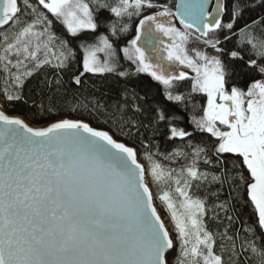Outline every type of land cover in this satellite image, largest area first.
<instances>
[{"label":"snow or ice","instance_id":"snow-or-ice-1","mask_svg":"<svg viewBox=\"0 0 264 264\" xmlns=\"http://www.w3.org/2000/svg\"><path fill=\"white\" fill-rule=\"evenodd\" d=\"M174 8L0 0L13 83L0 99V264H264V0ZM46 68L32 101L39 126L7 114ZM107 75L123 80L115 95L85 92ZM193 94L206 104L188 131L175 107ZM156 136L183 147L160 152ZM159 157L184 163L166 169ZM161 183L175 199L154 193Z\"/></svg>","mask_w":264,"mask_h":264},{"label":"trees","instance_id":"trees-1","mask_svg":"<svg viewBox=\"0 0 264 264\" xmlns=\"http://www.w3.org/2000/svg\"><path fill=\"white\" fill-rule=\"evenodd\" d=\"M109 2L111 3L112 0H109ZM153 2L160 4V5H162V4L168 5V6H170V8H172L174 10L175 9L174 5L177 3V0H153ZM159 9L160 8L147 10L143 14H151L153 11H156ZM248 15H251L254 17L255 13H249ZM141 18H142V16L134 17L133 21H132L133 25L135 23H138V20ZM57 32H58V34H60L59 29H57ZM193 46L194 45L191 43L188 45V47L190 49ZM231 47H232L231 44H226L225 45L226 51L231 49ZM225 59H227V57H225ZM45 74H47L49 76V78H51L52 70L49 68H46V69L42 70L40 73H38L34 78H28V80H26L25 89H24V98H25V100H27V103H24L21 101V102H16L15 104H11L9 106L8 112L22 114L30 122L36 124L32 119V115L34 112V109L32 108V101L35 99H39V97L35 93V89L37 87L38 81L43 79ZM8 77H9V74L4 71L2 64H0V99H2L4 96V85H5ZM93 85H95L96 88L100 89L101 91L109 93V98H111V96L115 95V93L122 87L123 80L122 79H120V80L116 79L114 75H107L106 78L103 80L90 77L87 80V87L85 88V92L88 93L91 90ZM159 87H160V92L162 95L163 86H159ZM96 94L99 95V92H97ZM169 103L171 104L172 102H169ZM193 104H195V106H196L195 109L193 108ZM205 104H206V97L205 96H203L202 94H193V101L191 103H189L187 105V107L176 106L175 107V114L179 117V120H178L179 126L184 127L188 131H193L195 126L192 124L191 117L193 115H196V116L201 115L202 112L199 109L201 108V106H203ZM145 122H147V121L145 120ZM93 125L94 126H103V125H98L95 122H93ZM113 131H115V130H113ZM205 135H208L209 139H215V138L210 137L209 134L200 133L199 135H197L194 132V137L196 139H199L200 137L205 136ZM116 138L120 139V140H124L125 142H127V137L117 135ZM152 140H153L154 144L159 145V151L163 152L165 154L171 152L174 147H178V146L183 147L182 143L178 140L175 142L165 143L163 138L160 136L153 137ZM152 150H153V152L157 151V149L155 147ZM159 159H160L161 163H164V164L168 165L170 168H174V169H179V167L182 165V163H184V161L182 159H165L164 157H159ZM231 159H233V156H231V155L228 156V160H231ZM152 187L154 189V193H156L157 195H162V191L164 189V185L162 183L159 186L153 184ZM156 203L159 206V208H161V210H162L161 206H163V203L159 199H156ZM163 216H165V215L163 214ZM210 227H215V225H210Z\"/></svg>","mask_w":264,"mask_h":264},{"label":"rangeland","instance_id":"rangeland-1","mask_svg":"<svg viewBox=\"0 0 264 264\" xmlns=\"http://www.w3.org/2000/svg\"><path fill=\"white\" fill-rule=\"evenodd\" d=\"M175 23H176V26L178 27V26H180V27H182V25H180L179 24V22H178V20H176V21H174ZM183 28V27H182ZM123 46V45H122ZM125 64L127 63V62H124ZM180 70H185L184 69V67L183 66H180ZM12 74H15L18 70L16 69V68H12ZM20 72H23L24 71V69L23 68H21L20 70H19ZM189 71V73H190V75L192 74L191 73V70H188ZM9 74V73H8ZM8 89V91L11 93L12 91H13V83L11 82V79H10V75H9V77H8V79H7V81H6V83H5V85H4V90L5 89ZM223 130H226V129H223ZM164 166H165V168L167 169V168H170L168 165H166V164H164V163H162ZM163 185H164V189H163V191H162V194H163V192H165V191H169V192H171V194L173 195V198L175 199L176 198V194H175V192H174V185L173 184H164V183H162ZM159 207V206H158ZM162 207V210H161V208H159L160 209V211H162L161 213H162V215L164 214V215H167V209H166V206L163 204V206H161Z\"/></svg>","mask_w":264,"mask_h":264},{"label":"water","instance_id":"water-1","mask_svg":"<svg viewBox=\"0 0 264 264\" xmlns=\"http://www.w3.org/2000/svg\"><path fill=\"white\" fill-rule=\"evenodd\" d=\"M177 1H178L177 4L182 2V0H177ZM213 5H214V0H209V8H211ZM7 114H9V115L20 116L21 118L25 119L27 122H29L30 124H32L33 126H39L38 124H34V123L30 122V121H29L27 118H25L22 114H19V113H10V112H8ZM93 126H94V125H93ZM155 203H156V200H155ZM156 205H157V203H156ZM157 208H158V211H160L158 205H157ZM160 212H161V211H160ZM161 215H162V213H161ZM162 217H163V215H162Z\"/></svg>","mask_w":264,"mask_h":264},{"label":"flooded vegetation","instance_id":"flooded-vegetation-1","mask_svg":"<svg viewBox=\"0 0 264 264\" xmlns=\"http://www.w3.org/2000/svg\"><path fill=\"white\" fill-rule=\"evenodd\" d=\"M177 4V3H176ZM162 5H164V4H162ZM168 6V5H167ZM169 8H170V6H168ZM212 7H214V5L212 6ZM161 9H159V10H156V11H160ZM152 14V13H151ZM179 28H181V29H183L182 27H180V26H178Z\"/></svg>","mask_w":264,"mask_h":264}]
</instances>
